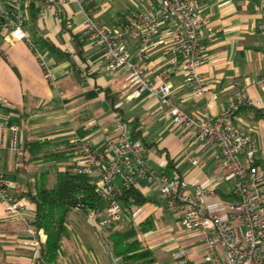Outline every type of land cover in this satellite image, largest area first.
I'll return each instance as SVG.
<instances>
[{
  "label": "crops",
  "instance_id": "1",
  "mask_svg": "<svg viewBox=\"0 0 264 264\" xmlns=\"http://www.w3.org/2000/svg\"><path fill=\"white\" fill-rule=\"evenodd\" d=\"M55 1L61 9L60 18L52 9H43L42 0L6 3L9 11L22 17V28L29 41H11L8 31L0 26V115L6 127L19 126L22 140L19 154L0 145V171L15 182L17 194L20 195L19 190L26 182L33 180L30 176L37 173L34 178L44 182L41 177L51 171L56 173L70 161L66 156L69 139H86L97 145L108 132L117 141L113 124L118 112L128 131L137 133L149 150L147 162L153 169L185 178L189 190L194 183L212 189L213 195L201 204L224 215L220 204L231 198L230 182L220 179L216 147L204 149L203 141L189 127L174 125L170 105L160 103L148 92L138 98L130 97V89L124 86L129 69H106L104 48L91 45L81 28L86 16L107 26H117L132 12L149 9L155 0H82V4L74 0H64V4L63 0ZM200 1L206 26L201 31L203 63L199 72L205 77L207 91L203 97H194L190 87L184 84L182 73H173L165 79L172 87L170 102L187 113L214 116L227 107L236 91L249 98L251 104L233 113L232 122L254 139L255 161L264 169V115L261 112L264 85L257 82L264 74V30L260 29L264 23V0ZM208 28L213 31L209 38ZM129 49L135 59L133 41H129ZM36 52H41L50 66L54 84L46 77ZM166 58L162 49L151 52L147 64L151 81H156ZM78 63L86 64L89 71L85 82L73 71V65ZM107 94H114V98ZM8 133V128L0 131V144L5 145L4 135ZM28 139L46 142L50 147L48 156H54L24 164L22 152ZM193 157H199V166L191 163ZM239 157L244 161L245 153ZM139 191L151 201L137 207L131 218H123L120 226L129 220L137 225L152 217L154 227L139 232L137 238L152 251L156 264L199 261L204 243L198 233L181 226L178 215L168 208L156 190L142 184ZM29 209L34 212L30 201ZM74 212L70 216L71 236L63 240L57 260L49 264H122L95 236L87 216L82 220ZM82 222L93 228L91 236L73 231V225L77 230ZM25 228L20 220L5 217L0 205V264L33 262L32 249L13 240L16 235L24 236Z\"/></svg>",
  "mask_w": 264,
  "mask_h": 264
},
{
  "label": "built area",
  "instance_id": "2",
  "mask_svg": "<svg viewBox=\"0 0 264 264\" xmlns=\"http://www.w3.org/2000/svg\"><path fill=\"white\" fill-rule=\"evenodd\" d=\"M10 1L14 0H0V26L8 31L11 41H29L22 28V17L5 7ZM42 1L43 9H52L60 18L61 9L55 0ZM74 1L82 4V0ZM205 26L200 0H155L149 9L132 12L117 26H107L86 16L81 28L91 45L104 48L106 69H129L124 86L130 89V97L138 98L148 92L160 103L170 105L174 125L189 127L203 141L204 149L216 147L220 179L230 182L231 198L220 204L224 215L201 204L203 199L213 195L212 189L194 183L189 190L185 178L153 169L147 162L149 150L140 137H134L128 131L118 112H115L113 124L117 141L108 132L97 145L73 137L68 141L69 152L66 153L70 161L61 169L94 178L104 208L102 212L90 211L87 219L97 236L103 235L106 225L121 219L123 210L119 199L122 188L132 186L139 190L142 184H146L149 189L156 190L168 208L178 215L184 229L198 233L204 243V252L194 264H264V169L256 164L254 139L232 122L233 113L240 105L251 104L250 99L236 91L227 107L214 116L187 113L170 102L172 87L165 79L177 72L182 73L183 82L190 87L194 97L205 96L207 85L199 72L203 63L201 31ZM208 29L209 38L213 31ZM260 29L264 30V23ZM129 41L136 45L135 59L131 57ZM158 48L167 58L156 74V81H151L147 64L151 52ZM36 57L46 77L54 84L50 66L42 53L36 52ZM73 71L79 74L81 82L89 79L86 64H74ZM257 82L264 85V74ZM6 128L9 133L4 135L5 145H0L6 146L11 153H21L19 126L6 127V121L0 115V131ZM243 152L244 161L239 157ZM190 161L194 166L200 165L199 157L190 158ZM0 205L5 217L18 219L26 226L24 236L13 237L15 244L32 249L31 264H47L40 254L44 231L32 225L35 213L29 209L28 198L17 194L15 182L2 171Z\"/></svg>",
  "mask_w": 264,
  "mask_h": 264
},
{
  "label": "trees",
  "instance_id": "3",
  "mask_svg": "<svg viewBox=\"0 0 264 264\" xmlns=\"http://www.w3.org/2000/svg\"><path fill=\"white\" fill-rule=\"evenodd\" d=\"M113 95L107 94L109 98H114ZM241 107L243 105L238 109ZM261 112L264 115V109ZM132 134L134 137L138 136L137 133ZM48 151L50 147L46 142L28 139L24 144L22 160L27 164L54 156H48ZM19 192L34 205L35 218L32 225L44 231L45 239L40 246V254L47 264L57 260L63 240L71 236V212L76 210L86 217L93 210L102 212L104 207L93 177L72 174L63 169H57L53 186H47L43 181L30 180ZM119 200L123 210L121 219L106 225L103 235L97 236L98 239L103 246L121 259L122 264H156L152 251L137 238L139 232L154 227L152 217L137 225L129 220L125 226L116 227L123 218H131L137 207L150 202L151 199L131 186L122 188Z\"/></svg>",
  "mask_w": 264,
  "mask_h": 264
},
{
  "label": "rangeland",
  "instance_id": "4",
  "mask_svg": "<svg viewBox=\"0 0 264 264\" xmlns=\"http://www.w3.org/2000/svg\"><path fill=\"white\" fill-rule=\"evenodd\" d=\"M32 173H34V171H32ZM35 174H37V173H35ZM35 174L34 175H32V177L30 176L29 178H32L33 180H36V178H34L35 177ZM55 172L54 171H51L50 172V174L49 175H46V176H44V177H41V179L42 180H44V182H46V185L47 186H53V184L55 183ZM40 177H38V179H39ZM75 214V212L74 211H72L71 212V215L70 216H72V215H74ZM79 215H80V217L82 218V220L84 219V215L83 214H80L79 213ZM71 224V223H70ZM116 227H119V228H121V226H120V223L119 224H117L116 225ZM123 227V226H122ZM73 231H78L79 230V232L81 231V232H85V233H89L90 234V236H91V234H93L94 232H93V228H91V227H88L86 224H85V222H82L81 223V225H80V229H75L76 227L73 225ZM80 232V233H81ZM78 233V232H77ZM84 234V233H83ZM94 234H96V233H94ZM85 235V234H84ZM86 236V235H85ZM95 236H97V235H95ZM98 238V237H97ZM115 257V256H114ZM115 261L117 260V258L115 257V259H114ZM118 261V260H117Z\"/></svg>",
  "mask_w": 264,
  "mask_h": 264
}]
</instances>
